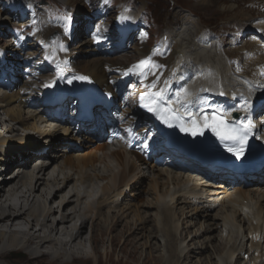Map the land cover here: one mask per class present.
<instances>
[{
    "label": "bare ground",
    "instance_id": "bare-ground-1",
    "mask_svg": "<svg viewBox=\"0 0 264 264\" xmlns=\"http://www.w3.org/2000/svg\"><path fill=\"white\" fill-rule=\"evenodd\" d=\"M225 1L227 0H213L215 4ZM199 3L204 6L209 4L205 0ZM4 4L0 3V18L8 9L14 8L16 11L21 8V5L15 6L11 2ZM22 13L24 21L28 20L27 23L24 22V26H11L14 28L11 31L4 25V36L9 38L12 34L10 40L16 39L19 42L15 43L19 56L12 54L8 40L0 38V45L2 42L6 45V48H0L1 52L12 54L11 59L21 57L25 60L14 65L4 56L0 58L5 64L4 71L15 78L13 81L9 79L7 83L0 81V87L10 90L7 93L0 92V130L14 133V124L40 138L33 135L15 136L16 133L3 137L0 135V259L4 260L7 253L11 254L15 249L28 250L37 259L39 256L36 252L41 249V252H46L50 257L62 259L67 256L71 262L78 258L87 263L91 257L88 256L85 244L88 241V216L92 214L91 224L94 228L90 240L93 242L94 253L98 252L97 244L103 236L113 249L124 234L131 233L127 237L133 236L138 242L141 240L138 245L142 250L148 249L147 255L151 256L152 264H190L192 259H196L193 264H209L208 259L205 261L204 258H199L202 254L209 258V252L212 255L210 264H249L254 254L253 261L258 259L264 262V179L252 180L250 185L243 188L223 186L222 190H218L217 185L187 175L188 169L180 168L174 161L162 160L157 164L151 161L150 166L144 160L149 154L147 151H136L130 146L110 150L105 144L95 141L92 135L87 136V130L80 127L83 122L82 113L77 109L72 110L74 102L67 90L66 82L71 80L76 83L77 79L72 75L64 79L65 75L73 72L91 75L101 86L109 87V71L105 67L110 61L111 64L113 61L115 65H124L131 63V59L124 58L126 53L116 55L109 61L106 60L108 57H104V60L94 58V50L89 42L78 41L82 34L79 29L72 34V41H77V52L88 58L78 61L76 67L70 69L69 63L73 58L66 65L60 61L64 58L61 50L64 43L48 41L51 32L47 22L50 19L48 11H41V14L37 11ZM21 17L22 14L17 13L13 18ZM2 23L6 24L5 21H0V26H3ZM9 23L10 21L7 22L8 26L11 25ZM185 25L186 27L176 32L165 33L167 41L162 42L155 55L161 65L157 64L158 71L164 72V76L156 84L163 90L164 98L175 100L178 94L186 90L184 85L188 83L189 90L186 91L191 93L192 100L198 92L193 88L195 75L203 78L204 87H215L212 78L213 74H217L223 82H227L228 87L234 88V83L239 78L225 70L221 54L214 50L215 47L208 49L207 46H198L194 38L190 41L189 35H192L194 26H190L189 22ZM90 28L91 26L87 30ZM58 34L59 40L65 39L63 31ZM31 43H38L40 46ZM177 51L181 58L176 56ZM144 54H147V50L139 53L140 56ZM48 63L49 67L56 68L44 67ZM152 63L156 64L154 61ZM258 64L259 61L255 59L250 62L249 67L253 68ZM23 65L33 67L35 74L29 72L28 79L17 83V72L25 68ZM49 69H53L51 73H48ZM30 76L34 78H29ZM251 97L248 94V97L241 100L240 108L243 111L244 102L248 101L249 105ZM184 105L188 103L180 106ZM30 106L33 107V112L40 115L31 114L28 119L30 114L24 113L23 109ZM18 107L23 112L18 111ZM38 116L43 119L41 123L44 126L39 122L38 125L31 123ZM5 119L11 123L10 126L3 124ZM44 120L55 124L59 122L61 126L47 125ZM128 128L135 129L136 126L130 122ZM62 136L74 139L72 143L59 142L62 143L58 144L59 148L56 146L57 142L50 143L51 138L56 140L57 137L60 141ZM35 139L41 140V143H34ZM51 150L57 155H49ZM34 152H39L40 158L35 157ZM148 158L150 159L149 156ZM28 160H32V164L27 163ZM41 160H45V163H41ZM10 172L11 175H8ZM6 175L10 177L6 179ZM149 177L147 187L152 193L149 195L152 201H142L131 206L132 196H129L128 190H135L142 180ZM147 194H150L149 191ZM85 198H88L87 203H84ZM128 198L130 201L124 203V199ZM131 207L135 210H131ZM213 211L214 214H209ZM128 214L132 216L126 221ZM152 215L156 222L154 220L151 225H146L151 223L148 218L153 219ZM100 226L104 228L101 232ZM121 226L123 229L116 232L115 229ZM196 226L190 246L182 238L185 233H189L188 229ZM127 241L129 240L125 239L121 243L120 249L123 251V246L127 247ZM196 243L200 250L194 248ZM153 253L157 255L153 256ZM244 256H247L246 261ZM53 261L50 264H55ZM63 261L65 263L64 259ZM93 261L95 264L96 259L93 258Z\"/></svg>",
    "mask_w": 264,
    "mask_h": 264
},
{
    "label": "rangeland",
    "instance_id": "rangeland-1",
    "mask_svg": "<svg viewBox=\"0 0 264 264\" xmlns=\"http://www.w3.org/2000/svg\"><path fill=\"white\" fill-rule=\"evenodd\" d=\"M3 1H5V2H3ZM9 1H21V0H0V3L3 2L5 4H9ZM22 1H29V0H22ZM36 1L38 4L42 5V3H45L47 0H36ZM52 1H54L56 3H60V4L66 3V0H52ZM91 1H96V0H91ZM201 1H203V0H186V1H184V0H116V2L118 4H120V3L131 4L135 9L134 10L135 13L142 15L143 18L141 19V21H143L144 19L149 20L150 18L153 20V22H154L153 28L150 31L151 43L157 44V45L160 43V38L162 36V33H165V32L169 33L171 31L176 32L180 28L186 27V25H187V24L185 25L186 22H189L190 26L191 25L194 26V28L192 29V35L197 34V32L203 28H213L215 30H220V31L223 30L224 32H226L227 30L225 29L226 28L225 26L232 25V24H235V25H242L243 24L242 26H243L244 32H246V31H248V26L249 25L252 26V20L255 19L257 16L256 11L250 10V9L245 7V4L249 0H227V1L221 2L219 4L218 3L215 4V2H213V0H211V1L205 0L206 2H209V4L207 6L202 5L203 3H199ZM257 1L264 4V0H257ZM72 6L74 7L73 12H74V14L76 12V15H78L82 12V13L87 14V15L91 14L90 16H92V13H94L93 9L92 10L90 9L91 7H89L88 9H85L87 7L85 0H74L72 2ZM214 7H215L216 11H214ZM83 9H85V10H83ZM22 12L23 11H14V8L8 9V11L3 12L4 15L0 18V21H5L6 24L2 23L1 25H3V26H0V35H1L0 38L2 37V40L6 39V37L4 36L5 35L4 29L6 27L4 25L9 27L8 29L11 31L14 29L11 26H19V24L21 26H24V21L23 22L21 21L22 23H17V24H14L13 22H11L13 17L17 16V13H18V15L22 14V17H23ZM259 12L264 14V11H259ZM114 17H115V15H109L108 14V16L102 17V18H106L107 20L110 21ZM99 19H100V17H99ZM15 20H18V18H16ZM8 21H10V23H9V24H11L10 26L7 25ZM25 22L27 23L28 20H25ZM228 34H229V32H228ZM11 36H12V34L10 35L9 38H11ZM191 39H192V37L190 38V41H191ZM33 44L34 43H31V45H33ZM5 46L6 45L4 44V42H2V44L0 45V48H3V47L6 48ZM7 47H8V49H11L10 46L7 45ZM239 53H240V50L234 51L233 56L237 57V56H239ZM245 55L246 54L244 52L241 54L242 57ZM129 57H130L129 53L126 54V56H124V58L127 60L128 59L129 60L131 59V61L135 60V58L132 59ZM86 58H88V56H86L84 54H82V55L79 54L77 57V61H80V60H83ZM242 70H243L242 67L238 68L239 73ZM20 71L17 75V77L19 76L17 83H21V82L25 81L26 79H28L27 77L22 75L20 73ZM8 91H10V90L9 89L5 90L3 87H0V92H4V93L6 92L7 93ZM23 110H25L24 113H26L27 115L30 114L29 116H27L28 119L30 118L31 114L40 115L36 111L33 112L32 106L25 108ZM23 110H22V108L18 107V111L23 112ZM45 118L48 119L47 116H45ZM6 120H8V119H5L3 121V124L6 123V125L10 126L11 123H8V121H6ZM33 120L34 119H32V121H31L32 124L38 125V122H39V124H41V126H44V123H41V122H43L42 121L43 119L41 118V116L40 117L38 116V118H37L38 121L36 120L33 122ZM62 120H63V122H66L64 119H62ZM44 122H46L47 125H50V126H58V125L61 126V124L59 122L56 124L52 121L50 122V121L44 120ZM12 126L16 127V130L14 131V133H16L15 136L26 135V136L32 137V135H33V133L30 134V131H28L26 128H22L21 126H16L14 124ZM14 133L13 132L5 133L4 131L0 130V135H2V137L8 136V134L10 135V134H14ZM12 136H14V135H12ZM33 136H35V135H33ZM78 137H80V136H78ZM36 138H40V137H36ZM61 138H60V141L57 139V137H55L56 140L51 138L52 140L50 139V141H51L50 143L54 144L57 142L56 146H57V148H59L60 146L58 144H62L59 142H63L65 144H67V143H69V141L72 143V140L74 139V137H70V136L68 138H65V136L64 137L62 136ZM34 141L33 142L36 144L41 143V140L39 141V139L38 140L35 139ZM85 142H87V140ZM51 149H54V147ZM51 152H53V151L51 150ZM54 156H55V154H54ZM108 164H110V161ZM150 166H149V168H150ZM154 169H156V168H154ZM8 174H11V173H8ZM7 177H6V179H7ZM149 180H150V177L142 180V183L140 184V186H138L135 190H134V188H131V190H128L129 196H132L131 197L132 200L130 202L131 206L134 207L135 206L134 204H139L142 201H146V202H148L147 200L152 201V198L149 197V195H151L152 193L150 190H148V187H147V185L149 184ZM6 182L9 183L8 181H6ZM147 191H149L150 194H147ZM133 195L135 197H133ZM87 199L88 198H85L84 203H87ZM124 201H125L124 203H128L130 200L128 198V199H124ZM215 209L217 210V208H215ZM131 210L134 211L135 209L131 207ZM152 213L154 214V211H152ZM209 214H214V211L210 212ZM131 216H132V214H130V215L128 214L126 216L127 217L126 221L130 220ZM150 220H151V223H146V225L147 224L151 225L152 223H154L155 216H153V219L148 218V222ZM91 221H93L92 214L90 217L88 216V222H89V224H88L89 228H88V233H87L88 241L85 244L86 250L88 252V256L91 257V259L89 261H87V263L83 262L82 260H80L78 258H75V260H72V262H71V259H68L67 256L65 258H62V259H61V257L58 259L56 257H50V255L47 254L46 252L45 253L43 251L41 252V249H39L38 253L36 252V255H38L39 257L37 259H34L35 255H31L30 251H28V250L24 251V249H15V250H13V252H11V254L7 253L4 260L0 259V264H50L53 261V259L57 260L55 262L53 261L55 264H65V263L66 264H94L93 258L96 259L95 264H141V263H147V262L152 264V262H150L151 256L149 257V255H147L148 249L142 250V249H140V247L138 245L141 240L138 242L136 239H134L133 236L127 237L131 233H129V235H128V233L124 234L122 239L120 238L118 240L116 246H114L113 249H111L109 247V243H108L107 238L105 236H103L102 239H99V242L97 244L98 252L94 253L93 252V242L90 240L91 236L93 235L92 231L94 228L93 225L91 224ZM155 222H156V220H155ZM150 228H152V227H150ZM99 229H100L99 232H101L104 228L100 226ZM122 229H123V226H121V228L118 227L115 230L117 232V231L122 230ZM195 229H197V226L188 229L189 233H185L184 238H182V241L183 242L186 241V243L188 242V245H190V246L192 244V242H191V239L193 237L192 233ZM153 232H155L154 229H153ZM113 234H115V232ZM40 235H42L41 232H40ZM125 239L129 240V241H127L125 243V245H127V247L123 246V248H125L124 249L125 251H123L120 248L122 247L121 243L124 242ZM193 246L196 250L199 248V246H197V243H196V245L194 244ZM198 250H200V249H198ZM134 251H136V252H134ZM125 252L127 254H124ZM156 255H157L156 253H153V256H156ZM210 256H212V255L209 252V258H206L205 254H202L201 256H199V258H201V260L205 259V261L208 259L207 263L210 264V262H211ZM196 257H198V256H196ZM63 259L65 260V263H64ZM192 260L193 261L190 264H193L196 259H192Z\"/></svg>",
    "mask_w": 264,
    "mask_h": 264
},
{
    "label": "snow or ice",
    "instance_id": "snow-or-ice-1",
    "mask_svg": "<svg viewBox=\"0 0 264 264\" xmlns=\"http://www.w3.org/2000/svg\"><path fill=\"white\" fill-rule=\"evenodd\" d=\"M61 50H63V46H61ZM159 52L158 49H154L152 52V56L157 55ZM152 68H159L158 65H155L151 61V57L146 58L144 60L139 61L137 64L132 65L130 68L126 69V74H134L137 77L141 78V83L147 79V73ZM158 73H153V75H157ZM81 81L88 80L87 76L76 77ZM68 83H72L71 80ZM51 87V85H48ZM151 87H154L151 86ZM149 97V102H144L145 94L140 96L141 107L146 108L150 113L155 115L158 119H161L163 123H167L169 127H171V120L182 119L181 116H177L175 114V110L173 109V105H180L183 101L184 103L190 102L191 93L186 90L182 94H178L175 100L169 102L164 98L163 90L160 91H149L147 93ZM223 95V93H221ZM165 112L167 114V118L161 117V112ZM246 111V109H245ZM191 117L192 114L189 113ZM199 119L203 120V125L197 127L198 119H192L191 121V134L192 135H202L204 128H211L216 137L221 141H231L233 145H235V150L229 149L233 155L236 156L237 159H240L243 155L244 144L246 143L247 135L251 131L250 124H244L242 126H233L229 121H226L223 118V115L212 113L211 117L208 114H204ZM181 131H186L185 128H181Z\"/></svg>",
    "mask_w": 264,
    "mask_h": 264
}]
</instances>
